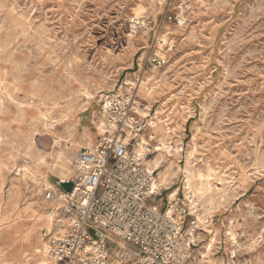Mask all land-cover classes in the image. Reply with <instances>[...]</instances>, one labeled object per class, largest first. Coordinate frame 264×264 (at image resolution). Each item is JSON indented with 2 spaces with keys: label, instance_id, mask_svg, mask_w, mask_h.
<instances>
[{
  "label": "rangeland",
  "instance_id": "obj_1",
  "mask_svg": "<svg viewBox=\"0 0 264 264\" xmlns=\"http://www.w3.org/2000/svg\"><path fill=\"white\" fill-rule=\"evenodd\" d=\"M139 66L140 113L170 148L151 157L159 183L186 187L189 168L187 195L213 219L195 255L264 264V0H0V264H55L39 253L62 226L45 191L72 189L99 99Z\"/></svg>",
  "mask_w": 264,
  "mask_h": 264
},
{
  "label": "built area",
  "instance_id": "obj_2",
  "mask_svg": "<svg viewBox=\"0 0 264 264\" xmlns=\"http://www.w3.org/2000/svg\"><path fill=\"white\" fill-rule=\"evenodd\" d=\"M167 62L155 54L146 66L160 71ZM141 71L134 83L99 99L98 137L77 155L72 189L45 191L48 217L62 226L45 230L40 253L55 264H108L113 255L119 264H206L195 253L203 235L213 233V219L186 187L168 193L148 166L162 143L156 146L140 113Z\"/></svg>",
  "mask_w": 264,
  "mask_h": 264
},
{
  "label": "bare ground",
  "instance_id": "obj_3",
  "mask_svg": "<svg viewBox=\"0 0 264 264\" xmlns=\"http://www.w3.org/2000/svg\"><path fill=\"white\" fill-rule=\"evenodd\" d=\"M140 14H142L141 12H140V10L139 9H137L136 10V16L137 17H139L140 16ZM133 33H135V32H133ZM7 37V36H6ZM136 48V47H135ZM106 58V57H105ZM90 68V67H89ZM95 68V67H94ZM101 68V67H100ZM67 72V71H66ZM163 80V79H162ZM151 80L150 79H146L144 82H143V80H142V83H141V85H140V88L141 89H143V92L144 93H146V95L148 96V97H150V95H151V93H152V90H151V88H149L148 86H147V84L150 82ZM42 83V82H41ZM152 83V82H151ZM36 85V84H35ZM154 87V86H153ZM51 110V109H50ZM52 111V110H51ZM52 113V112H51ZM50 116V115H49ZM51 123V122H50ZM49 124V123H48ZM156 126V125H155ZM161 141V140H160ZM162 144V146L160 147V150H164V149H167V151H169V149H168V147L166 146V144L164 143V141H162L161 142ZM91 146V145H90ZM90 146H88V147H90ZM28 149H29V151H30V155L31 156H34V157H39L41 154L40 153H38V154H34L33 153V149H34V147H33V145H29L28 146ZM178 150V149H177ZM62 153V152H61ZM170 154V153H169ZM180 154V153H179ZM178 154V155H179ZM61 155V154H60ZM163 154H159L155 159H153V160H151V161H149L148 162V166H150V168L151 169H157V168H159V167H161L162 165H163V163H165L164 161H165V159L163 160ZM187 166H190V161H188L187 162ZM186 174H187V181H186V183H187V185H186V188L187 189H189L190 190V185H191V181H192V179H193V174H192V172H191V170L188 168L187 170H186V172H185ZM159 174H162V173H159ZM31 176V175H30ZM161 186H162V184H160ZM28 186V185H27ZM201 190H203L202 188H201ZM251 205V204H250ZM47 218H49L48 216H47ZM50 219V218H49ZM48 219V220H49ZM50 222V221H49ZM50 226V225H49ZM44 239V238H43ZM39 253H40V251H39Z\"/></svg>",
  "mask_w": 264,
  "mask_h": 264
},
{
  "label": "crops",
  "instance_id": "obj_4",
  "mask_svg": "<svg viewBox=\"0 0 264 264\" xmlns=\"http://www.w3.org/2000/svg\"><path fill=\"white\" fill-rule=\"evenodd\" d=\"M66 183H68V182H64V184H66ZM213 234V233H212ZM212 234H209V235H207V237H210V236H212ZM205 236V235H204ZM201 244V243H200ZM199 244V245H200Z\"/></svg>",
  "mask_w": 264,
  "mask_h": 264
}]
</instances>
